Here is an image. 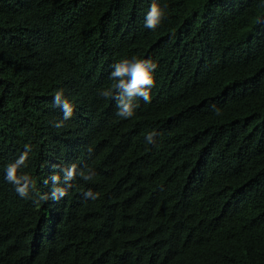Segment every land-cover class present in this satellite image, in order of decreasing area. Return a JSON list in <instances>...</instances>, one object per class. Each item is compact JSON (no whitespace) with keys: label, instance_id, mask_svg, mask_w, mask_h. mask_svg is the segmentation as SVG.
<instances>
[{"label":"trees","instance_id":"1","mask_svg":"<svg viewBox=\"0 0 264 264\" xmlns=\"http://www.w3.org/2000/svg\"><path fill=\"white\" fill-rule=\"evenodd\" d=\"M132 56L155 86L122 119L99 92ZM0 264H264V0H0Z\"/></svg>","mask_w":264,"mask_h":264},{"label":"clouds","instance_id":"2","mask_svg":"<svg viewBox=\"0 0 264 264\" xmlns=\"http://www.w3.org/2000/svg\"><path fill=\"white\" fill-rule=\"evenodd\" d=\"M167 4L159 5L153 3L145 14L144 26L150 30H156L167 18ZM157 63L150 57L140 58L132 56L126 57L113 65L110 73L112 84L109 88L103 89L99 95L105 99H114L116 101V115L122 119H130L135 115L139 107V101L143 100L149 103L151 100V89L155 86V70ZM55 106L60 107L63 111V118L69 119L73 114V105L64 97L62 91H57L53 97ZM62 121L57 122L56 127H61ZM155 132H150L145 137L147 144L155 142ZM26 155H21L15 162L10 164L6 169L5 180L15 186L16 192L24 198H27L29 191L35 189L36 185L32 178L18 170L25 165ZM63 180L59 175L53 174L50 178L44 179V185L52 184L51 194H40L41 200L49 198L59 200L67 194V188L77 175L85 181L91 180L95 175L94 171L89 170L87 174L81 171L77 173L76 166L72 165L64 169ZM64 186H61V185ZM85 198L96 199L97 196L91 190L83 193Z\"/></svg>","mask_w":264,"mask_h":264}]
</instances>
